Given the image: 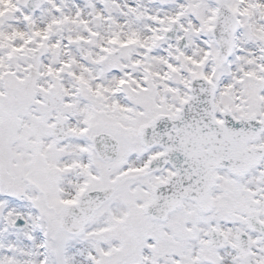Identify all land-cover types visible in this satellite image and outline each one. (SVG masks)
Masks as SVG:
<instances>
[{"label": "snow or ice", "instance_id": "6c2138e0", "mask_svg": "<svg viewBox=\"0 0 264 264\" xmlns=\"http://www.w3.org/2000/svg\"><path fill=\"white\" fill-rule=\"evenodd\" d=\"M0 264H264V0H0Z\"/></svg>", "mask_w": 264, "mask_h": 264}]
</instances>
